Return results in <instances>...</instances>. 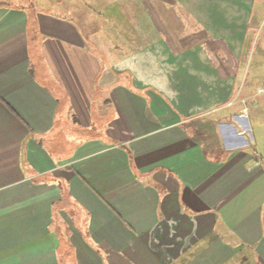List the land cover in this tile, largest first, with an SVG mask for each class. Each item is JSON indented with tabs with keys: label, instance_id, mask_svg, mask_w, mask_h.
Returning <instances> with one entry per match:
<instances>
[{
	"label": "crops",
	"instance_id": "obj_1",
	"mask_svg": "<svg viewBox=\"0 0 264 264\" xmlns=\"http://www.w3.org/2000/svg\"><path fill=\"white\" fill-rule=\"evenodd\" d=\"M45 2L0 0V264H264V0Z\"/></svg>",
	"mask_w": 264,
	"mask_h": 264
},
{
	"label": "rangeland",
	"instance_id": "obj_2",
	"mask_svg": "<svg viewBox=\"0 0 264 264\" xmlns=\"http://www.w3.org/2000/svg\"><path fill=\"white\" fill-rule=\"evenodd\" d=\"M15 2L29 5H35L37 7L48 8L45 0H14ZM251 46L244 52L241 63L237 68L238 78L240 80L241 88L246 92V90L251 93L256 94L260 87L264 86V14L259 18V23L257 27L251 34ZM258 104L264 105V95L260 96L258 99H254ZM247 106L251 110V103L248 102ZM256 120L252 119V126L255 134L252 133L250 137L256 135L264 137V112L258 114Z\"/></svg>",
	"mask_w": 264,
	"mask_h": 264
},
{
	"label": "built area",
	"instance_id": "obj_3",
	"mask_svg": "<svg viewBox=\"0 0 264 264\" xmlns=\"http://www.w3.org/2000/svg\"><path fill=\"white\" fill-rule=\"evenodd\" d=\"M261 95H264V86L263 87H260L258 90H257V93H256V96H261ZM233 103V102H232ZM231 103V104H232ZM241 118H248V112H247V108H245L242 113L239 115ZM247 132V130H242L240 132V134H245Z\"/></svg>",
	"mask_w": 264,
	"mask_h": 264
}]
</instances>
